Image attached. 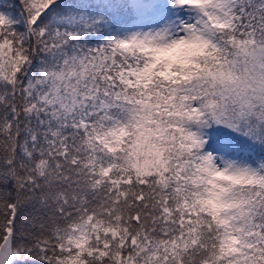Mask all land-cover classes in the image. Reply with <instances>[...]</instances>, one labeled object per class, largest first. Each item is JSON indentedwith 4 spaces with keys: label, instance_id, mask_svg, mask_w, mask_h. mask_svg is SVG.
Wrapping results in <instances>:
<instances>
[{
    "label": "snow or ice",
    "instance_id": "1",
    "mask_svg": "<svg viewBox=\"0 0 264 264\" xmlns=\"http://www.w3.org/2000/svg\"><path fill=\"white\" fill-rule=\"evenodd\" d=\"M0 264H264V0H0Z\"/></svg>",
    "mask_w": 264,
    "mask_h": 264
}]
</instances>
